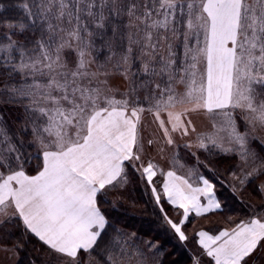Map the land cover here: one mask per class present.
Returning a JSON list of instances; mask_svg holds the SVG:
<instances>
[{"label": "snow or ice", "instance_id": "6c2138e0", "mask_svg": "<svg viewBox=\"0 0 264 264\" xmlns=\"http://www.w3.org/2000/svg\"><path fill=\"white\" fill-rule=\"evenodd\" d=\"M19 7L25 19L0 23L7 29L0 37V230L22 223L23 234L38 238L59 264H83L81 253L91 257L97 249L103 264H122L129 240L116 229L106 239L112 225L98 195L123 189L131 168L151 187L166 225L187 240L189 213L222 205L202 175V186H193L168 171L158 191L157 166L143 160L144 112L169 145L174 133L196 131L190 113H222L224 125L213 124L197 146L233 151L220 135L226 132L227 143L240 148L241 174L233 177L241 188L264 175V161L245 170L257 157L247 148L249 133L237 132L226 111L241 109L253 131L264 129V0H25ZM117 74L129 82L121 99L110 86ZM12 106L23 109L16 131L3 112ZM26 146H36L42 159L34 175L25 170ZM258 191L264 194V184ZM162 198L183 210L182 219L169 216ZM197 236L214 264H264V219ZM147 244L160 250L159 243Z\"/></svg>", "mask_w": 264, "mask_h": 264}, {"label": "rangeland", "instance_id": "374dc122", "mask_svg": "<svg viewBox=\"0 0 264 264\" xmlns=\"http://www.w3.org/2000/svg\"><path fill=\"white\" fill-rule=\"evenodd\" d=\"M0 5H2V0H0ZM6 31L7 29H5V32ZM98 55V62L102 63L108 53L104 51ZM132 70L135 72L136 68L133 67ZM110 86L113 89L115 97L121 99V94L125 93L129 88V82L117 74L111 77ZM0 87H2V84H0ZM176 89L178 92L184 91L183 85H177ZM144 106L147 107V104L145 103ZM226 111L232 113L237 132L241 134L245 132L249 133L247 148L254 152L257 157L255 164H253L250 159L248 165L245 167L246 171H250L252 167L259 166L261 162L264 161V147L261 145V141H264V129L259 128L257 125L256 130L253 131L252 126L246 119L247 113L241 109H228ZM3 112L8 120L10 130L16 131L19 129L23 120V109L19 106L5 107L3 108ZM162 118L166 119L165 116H162ZM187 118L191 119L192 126L195 127L196 131L190 132L187 136H180L178 133H174L173 139L175 143L169 145L163 135V130L159 128L158 122L154 121L153 116L149 112H144L140 126L144 144L143 160L145 164L151 160V162L157 166V175L153 177V182L158 191H162L163 180L167 178L166 173L168 171H174L177 176L188 179L193 186H202V184L198 182V177L202 175L204 178L209 179L210 182V177H213L217 180V185L223 189V192L227 191L244 206L245 211H241L236 215L231 214V210L228 208L226 209L223 199L220 197V194L217 193V189L214 186L216 198L221 203L222 207L216 211L200 216H197L194 212L189 213L188 219L182 228L188 237L185 241L179 240L178 236L166 225L160 215L163 227L168 229L170 233L174 235L178 244L185 249L190 258V264H194L196 260L199 261V264H214V260L207 256L206 251L199 244L197 233L204 230L208 231L210 235H218L220 231L232 229L241 221H247L253 217L264 219V194L258 191L259 185L264 184V175L249 177V182L241 188L238 181L233 177V173L237 175L241 174L242 162L240 159V148L239 145L227 143L226 132H221L220 135L225 137V147L232 148L233 151L222 152L211 145L208 146V150L201 149L197 146L198 137L201 134L215 131V129L212 128L213 124H215L217 128L224 125L226 118L222 113L213 115L204 112H193L190 113ZM148 140H153L154 143L149 145ZM186 145H191V147H187ZM26 152L30 153L31 158L28 159L25 170L28 174L34 175L41 165L42 159L37 155L38 149L36 146H26ZM227 162V167H224V164ZM221 167L224 168V171ZM134 181L141 184L140 186L145 195L151 199L156 210L159 212V209L155 205L151 187L140 178L139 172H135L131 168H128V183L123 189L106 190L103 194L98 195V204L101 209L105 212H112L119 211L120 207H140L137 206L138 194L134 191ZM251 184L254 185V190L252 186H249ZM233 186H236L238 191L233 192ZM221 191L222 190H220V192ZM221 194L224 196V193ZM162 202L173 220L179 221L182 219V209L169 205L163 198ZM201 202L204 204L207 203L204 198H201ZM106 203L110 206H105ZM114 203L115 207L113 206ZM224 210L225 215L222 214ZM111 225L113 227L112 223ZM114 229L125 233L124 239L129 240V244L125 246L124 255L120 258L122 264H163L165 253L162 251L161 247L159 251H155L149 249L147 244L148 241L153 244L159 242L148 237H143L130 229L128 230L121 227H116ZM111 230L112 228L108 230L110 234L108 232V237H106V239L115 236V232ZM1 231L2 230H0V232ZM133 233H135V236L132 235ZM10 243L11 241H7L6 243L0 244V264H9V261L14 260L13 253L4 250L12 248ZM45 248L46 250L42 256L47 262L44 264H59L57 254L51 252L47 247ZM101 253L102 251L97 258L94 257V252L91 257L81 253V259L84 264H103L104 254L101 255Z\"/></svg>", "mask_w": 264, "mask_h": 264}, {"label": "trees", "instance_id": "16d2710c", "mask_svg": "<svg viewBox=\"0 0 264 264\" xmlns=\"http://www.w3.org/2000/svg\"><path fill=\"white\" fill-rule=\"evenodd\" d=\"M24 2L25 0H2L3 8L0 10V23H3L4 21L17 23L25 19L23 10L19 7V5ZM5 29L6 28L0 27V37L3 36ZM13 38L23 39V36ZM227 164L228 162L224 164V167H227ZM221 169L224 171L223 167H221ZM210 179L216 187L217 193H219L220 197L223 199L226 209L228 208L231 210V214L236 215L241 211H245L244 206L241 205L240 202L232 197L227 191L223 192V189L217 185V180L213 177H210ZM140 185V183L134 181V191L138 194L137 206L140 207H120L119 211H104L113 224V227H111L112 230L116 227L130 229L143 237H148L159 242L162 251L165 253L163 264H190V258L187 252L178 244L174 235H172L168 229L163 227L159 212L156 210L151 199L145 195ZM249 186H252L254 190L253 184ZM220 190L222 191L220 192ZM221 193H224V196H222ZM105 206L109 207L110 205L106 203ZM224 213L225 210L222 214L225 215ZM23 232L22 223L19 227L10 225L7 229L0 232V244L11 241L10 245L13 248L14 245L20 243L21 247L17 250L19 258L16 264H44L47 262L42 256L46 250L45 247L47 246L43 245L38 238H35L31 234L25 236ZM108 232L110 234V231ZM100 252L101 249L94 251V257L97 258L100 255Z\"/></svg>", "mask_w": 264, "mask_h": 264}, {"label": "crops", "instance_id": "0c3cea01", "mask_svg": "<svg viewBox=\"0 0 264 264\" xmlns=\"http://www.w3.org/2000/svg\"><path fill=\"white\" fill-rule=\"evenodd\" d=\"M167 179V178H166ZM166 179H164L163 180V182L166 180ZM218 210V209H217ZM213 211H216V210H213ZM213 211H211V212H213ZM191 213V212H190ZM195 213V212H194ZM207 213H210V212H207ZM204 214H206V213H204ZM203 215V214H202ZM13 253V256H14V260H12V261H9V264H16L17 263V261H18V258H19V256H18V253H17V251L16 252H12Z\"/></svg>", "mask_w": 264, "mask_h": 264}]
</instances>
